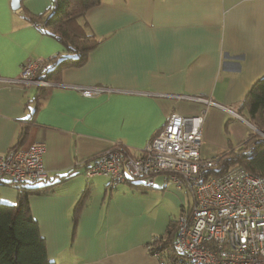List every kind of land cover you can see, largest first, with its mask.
I'll return each instance as SVG.
<instances>
[{"label": "crops", "instance_id": "crops-1", "mask_svg": "<svg viewBox=\"0 0 264 264\" xmlns=\"http://www.w3.org/2000/svg\"><path fill=\"white\" fill-rule=\"evenodd\" d=\"M49 2L23 0L35 14ZM84 20L97 45L82 65L62 68L21 140L37 84L7 80L17 78L24 63L49 59L63 46L10 0H0V153L41 142L51 177L71 174L52 191L29 197L55 264H158L148 246L179 214L184 193L164 174L144 180L150 188L141 191L83 172L114 145L139 154L172 112L205 111L204 158L227 149L223 128L244 139L243 120L228 114L264 75V0H99ZM75 86L104 90L84 96ZM86 185L89 196L74 210ZM16 200L15 185L0 181V202Z\"/></svg>", "mask_w": 264, "mask_h": 264}, {"label": "built area", "instance_id": "built-area-1", "mask_svg": "<svg viewBox=\"0 0 264 264\" xmlns=\"http://www.w3.org/2000/svg\"><path fill=\"white\" fill-rule=\"evenodd\" d=\"M41 63H24L19 76L8 83L47 85L49 82L34 78ZM75 88L84 96L103 90ZM205 102L215 104L211 99ZM204 112L190 116L170 113L139 154L119 147L107 149L83 174L105 175L113 185L127 178L148 181L164 174L165 180L185 195L176 217L174 249L189 264H264V177L239 166L220 174L209 171L214 160L200 154ZM44 151L43 143L31 142L25 148L15 144L0 153V181L32 182L51 177L42 161ZM153 255L158 264H172L160 252Z\"/></svg>", "mask_w": 264, "mask_h": 264}, {"label": "trees", "instance_id": "trees-1", "mask_svg": "<svg viewBox=\"0 0 264 264\" xmlns=\"http://www.w3.org/2000/svg\"><path fill=\"white\" fill-rule=\"evenodd\" d=\"M98 2L99 0H50L45 12L35 14L31 13L21 0L19 8L24 19L37 27L42 34L55 38L63 46V51H58L49 59L42 61L34 76L36 80L59 82L63 67L79 66L86 61L89 51L97 45L98 40L87 32L84 16L87 10ZM51 89V85H36L33 96L36 107L26 120L21 122L18 139L25 138L30 122L34 120L36 109ZM234 110L264 132V75L252 84ZM115 146L129 152L123 146ZM212 159L215 164L209 171L213 174H220L233 166H239L252 174L264 177V139L248 135L239 144L230 145ZM70 176V173L55 174L42 180L12 183L17 189L16 202L13 204L0 202V264H55L47 255L45 240L31 214L29 197L52 191L53 185ZM125 182L141 191L150 188L149 184L140 178H127ZM88 196L89 187L86 185L74 210H79ZM176 229L177 218L171 217L164 233L148 246L149 251L152 254L160 252L161 256L172 264H189L187 258L174 249Z\"/></svg>", "mask_w": 264, "mask_h": 264}, {"label": "rangeland", "instance_id": "rangeland-1", "mask_svg": "<svg viewBox=\"0 0 264 264\" xmlns=\"http://www.w3.org/2000/svg\"><path fill=\"white\" fill-rule=\"evenodd\" d=\"M50 83V82H49ZM47 84V85H52L53 83H50V84ZM57 83H59V82H55L54 84H57ZM53 84V85H54ZM88 88H92V87H88ZM101 88V87H100ZM103 90H104V88H103ZM95 94V93H94ZM213 104V103H212ZM217 105V104H216ZM229 109V108H228ZM234 110V109H233ZM233 110H231L232 112L231 113H229L228 114V116H233L234 117V115H233V113H235V114H237L236 112H235V110L233 111ZM229 112H230V109H229ZM238 115V114H237ZM241 117V121L244 123V127H245V136L247 137L248 135H250V136H252V138H257V137H260V138H262V139H264V132L262 131V130H260L258 127H255L252 123H249L244 117H242V116H240ZM228 118V117H227ZM225 119V121H227L228 119ZM236 118V117H235ZM238 120H240V119H238ZM241 135V134H240ZM223 136H224V138L226 139V142H227V146L229 147L230 145L231 146H234V145H236L237 143L239 144L241 141H243V139L242 140H237L236 138H238L237 137V134H231L230 136H229V134H227V132L224 130V128H223ZM241 137V136H240ZM246 137L244 138V139H246ZM230 139V140H229ZM239 141V142H238ZM248 145H250V143L248 144ZM247 145V146H248ZM227 147V148H228ZM251 147V146H250ZM249 147V148H250ZM212 149H214V148H212ZM226 150V149H225ZM225 150H223V151H225ZM222 151V152H223ZM220 153V152H219ZM120 185H123L122 183L120 184ZM184 204V203H183ZM182 207H183V205H182ZM181 207V208H182ZM181 210V209H180ZM177 217V216H176Z\"/></svg>", "mask_w": 264, "mask_h": 264}, {"label": "water", "instance_id": "water-1", "mask_svg": "<svg viewBox=\"0 0 264 264\" xmlns=\"http://www.w3.org/2000/svg\"><path fill=\"white\" fill-rule=\"evenodd\" d=\"M21 0H10V7L16 10L20 7Z\"/></svg>", "mask_w": 264, "mask_h": 264}, {"label": "bare ground", "instance_id": "bare-ground-1", "mask_svg": "<svg viewBox=\"0 0 264 264\" xmlns=\"http://www.w3.org/2000/svg\"><path fill=\"white\" fill-rule=\"evenodd\" d=\"M11 182V181H10ZM11 183H13V182H11ZM149 248V247H148Z\"/></svg>", "mask_w": 264, "mask_h": 264}]
</instances>
